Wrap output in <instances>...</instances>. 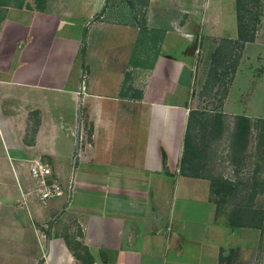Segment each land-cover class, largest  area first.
<instances>
[{
  "label": "crops",
  "instance_id": "obj_1",
  "mask_svg": "<svg viewBox=\"0 0 264 264\" xmlns=\"http://www.w3.org/2000/svg\"><path fill=\"white\" fill-rule=\"evenodd\" d=\"M255 1L0 0V264H264L263 181L223 186L264 125ZM37 159L73 190L42 201Z\"/></svg>",
  "mask_w": 264,
  "mask_h": 264
},
{
  "label": "rangeland",
  "instance_id": "obj_2",
  "mask_svg": "<svg viewBox=\"0 0 264 264\" xmlns=\"http://www.w3.org/2000/svg\"><path fill=\"white\" fill-rule=\"evenodd\" d=\"M246 2L249 3L252 9H254L256 5L255 0H246ZM258 9V8H257ZM254 11V10H253ZM256 13H258V10H255ZM254 13V12H253ZM256 15V14H252ZM229 127L230 124H229ZM257 130H259L258 135L256 136V139L254 141V144L250 148V151L246 153V158L243 161V166H245L244 170H239L236 173V177H232L237 179L235 182H229L230 185H223L222 183H214L213 185L215 186H220L223 185L225 186V192H229V195H233L234 198L233 205H236L238 207H241L243 204L245 205L246 201L245 199L248 197V195L253 192L254 188V183H258V179L263 181L262 183L264 184V125L259 124L257 126ZM226 148L225 143H221L219 149L222 151L223 149ZM231 150V148H230ZM222 155V152H221ZM227 154H224L221 159H217L216 162H213V164H208V171L207 174L212 176V178L217 177L218 173L214 171L213 167L217 170V168H222L226 169V167L230 168V174L233 175V172L235 170L234 166L231 165V160L229 159L227 163ZM231 157V156H230ZM212 161L211 157L209 159V162ZM239 180V185L236 184L238 183ZM232 185H236V187H233ZM241 186V187H240ZM258 190V187H256ZM243 203V204H242ZM264 208V207H263Z\"/></svg>",
  "mask_w": 264,
  "mask_h": 264
},
{
  "label": "built area",
  "instance_id": "obj_3",
  "mask_svg": "<svg viewBox=\"0 0 264 264\" xmlns=\"http://www.w3.org/2000/svg\"><path fill=\"white\" fill-rule=\"evenodd\" d=\"M30 174L35 182L34 190L42 201L60 198L73 190L72 182L65 187L62 181L53 174L52 169L40 159L30 161ZM21 193L23 198L21 205L25 207L27 206L26 193L22 189Z\"/></svg>",
  "mask_w": 264,
  "mask_h": 264
},
{
  "label": "trees",
  "instance_id": "obj_4",
  "mask_svg": "<svg viewBox=\"0 0 264 264\" xmlns=\"http://www.w3.org/2000/svg\"><path fill=\"white\" fill-rule=\"evenodd\" d=\"M238 10H242V4L239 1L238 2ZM240 22H241V17H240ZM240 37L243 38V27H241V23H240ZM252 135V126L250 125L249 120H247L244 117H237V122H236V132H235V136H234V144H233V148L234 151L237 155V153H240L244 150H246L248 143H249V138ZM186 153L189 154H195L196 148L193 142H191V140L188 139L186 140ZM213 181V179H210Z\"/></svg>",
  "mask_w": 264,
  "mask_h": 264
}]
</instances>
